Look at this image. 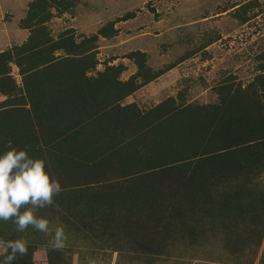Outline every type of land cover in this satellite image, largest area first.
I'll return each mask as SVG.
<instances>
[{
    "label": "trees",
    "instance_id": "16d2710c",
    "mask_svg": "<svg viewBox=\"0 0 264 264\" xmlns=\"http://www.w3.org/2000/svg\"><path fill=\"white\" fill-rule=\"evenodd\" d=\"M70 3L29 2L19 23L26 40L0 51V154L26 149L64 189L37 215L51 231L64 227L68 246L78 239L118 250L126 241L138 257L152 258L213 232L236 259L248 249L257 254L264 239V67L247 83L225 78L212 103L188 101L181 91L148 109L125 103L175 65L154 70L137 50L130 58L138 69L128 79L124 63L98 68L105 27L90 36L72 29L54 35L48 27ZM48 237L0 221V240L29 242L13 264H34L40 244L48 245V264H73L67 248L50 249Z\"/></svg>",
    "mask_w": 264,
    "mask_h": 264
},
{
    "label": "rangeland",
    "instance_id": "374dc122",
    "mask_svg": "<svg viewBox=\"0 0 264 264\" xmlns=\"http://www.w3.org/2000/svg\"><path fill=\"white\" fill-rule=\"evenodd\" d=\"M31 1L0 0V44L6 27L17 31L12 39L24 38L18 31L19 21ZM69 1L71 7L56 11L48 27L54 35L72 29L85 36L98 34L105 27L109 35L100 34L97 42L98 68H104L106 62L124 63L122 77L126 79L138 69L130 58L137 50L147 53V64L154 70L175 65L128 96L125 103L136 102L148 109L180 91L188 101L212 103L218 100L215 87L225 78L247 83L264 67V0ZM240 5L244 6L237 8ZM245 17L248 19L243 20ZM218 237L209 232L196 243L179 241L172 250L163 248L152 258L138 257L126 241L113 250L94 249L87 246L90 242L73 239L66 248L73 264L260 263L264 239L257 254L248 249L236 259ZM47 247L38 245L34 264H48Z\"/></svg>",
    "mask_w": 264,
    "mask_h": 264
},
{
    "label": "clouds",
    "instance_id": "9594fccd",
    "mask_svg": "<svg viewBox=\"0 0 264 264\" xmlns=\"http://www.w3.org/2000/svg\"><path fill=\"white\" fill-rule=\"evenodd\" d=\"M64 189L61 183L46 171V162L33 158L26 149L12 148L0 154V221H11L17 232L29 227L51 236L49 247L52 251H63L68 235L64 227L50 230L49 220L37 215L43 208L55 204L54 198ZM29 242L24 238L0 240V264H13L17 257L28 254Z\"/></svg>",
    "mask_w": 264,
    "mask_h": 264
},
{
    "label": "crops",
    "instance_id": "0c3cea01",
    "mask_svg": "<svg viewBox=\"0 0 264 264\" xmlns=\"http://www.w3.org/2000/svg\"><path fill=\"white\" fill-rule=\"evenodd\" d=\"M21 20V19H20ZM19 23H20V21H19ZM18 27V26H17ZM18 31L20 32V34H21V36L23 35V33H24V38H22V39H12V37H14L15 36V33L17 32V31H9L8 29H7V27H6V30H4L3 31V34H4V36H3V41L1 42V44H0V51H3V50H5V49H7V48H9V47H11V46H13V45H16V44H21L23 41H25L26 40V36H28V34H26V32H27V29H24V28H20V27H18ZM12 36V37H11ZM172 69V68H171ZM15 70H17V68L16 67H14V73H15ZM133 74V73H132ZM163 74H165V72L163 73ZM163 74H161V75H163ZM160 75V76H161ZM16 76H17V74H16ZM122 76H123V74H122ZM131 76V75H130ZM129 76V77H130ZM129 77H127L126 79H128ZM159 77V76H158ZM123 79H124V77H122ZM156 79V78H155ZM151 82V81H150ZM148 84V83H147ZM146 85V84H145ZM144 86V85H143ZM143 86H141V87H143ZM140 87V88H141ZM139 88V89H140ZM138 89V90H139ZM137 90V91H138ZM135 93V92H134ZM132 95V94H131ZM5 98V96H3L2 94H0V102L3 100Z\"/></svg>",
    "mask_w": 264,
    "mask_h": 264
}]
</instances>
